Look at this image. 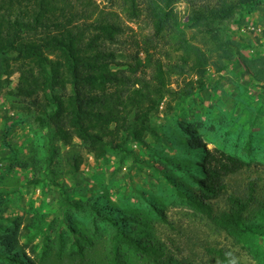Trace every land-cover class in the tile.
<instances>
[{"label": "trees", "instance_id": "1", "mask_svg": "<svg viewBox=\"0 0 264 264\" xmlns=\"http://www.w3.org/2000/svg\"><path fill=\"white\" fill-rule=\"evenodd\" d=\"M113 1L119 2L121 12L130 20L146 17L152 35L143 36L141 41L133 35L124 39L127 26L120 15L101 9L97 0H0V89L7 87L9 97L26 103L25 113L33 116L38 128L48 129L51 144H69L78 138L101 158L111 149L122 147L125 137L146 144L147 133L154 130L152 114L162 102L165 114H172L178 103L204 90L212 59L187 37L179 13L172 7L176 0ZM187 1L191 8L187 23L208 26L224 48L223 58L232 59L235 54L224 44L229 41L222 40L213 25L230 17L236 6L258 0ZM166 34L174 39L173 43L164 41ZM123 42L136 50L121 53L114 45ZM118 56H123V63L117 61ZM241 58L249 67L250 62L259 60L243 54ZM120 65L124 67H115ZM122 70L128 74H121ZM15 73L18 75L13 85L11 76ZM170 119L178 122L182 133L189 134L183 149L186 155L195 157L189 163H179V168L195 182L196 189L177 186L178 196L236 244L245 245L250 237L264 236V169L263 175L240 179L241 174L253 172L258 163L218 148L210 150L192 123L172 115ZM4 146L8 148V144ZM22 148H8L15 158H10L6 169L0 168V178L5 177L0 185L11 182L13 186L0 187V264H35L34 258L41 252V243L35 241L41 226L25 222L21 227L23 215L14 218L7 199L8 194H17L28 183H41L40 179H27L26 183L11 173L37 166L36 161L23 158ZM50 152L52 162L58 151L51 148ZM78 164L76 157L74 167ZM170 171L166 176L173 182ZM105 217L112 218L108 214ZM113 222L117 228L111 237L109 264H122L123 247L150 256L157 264H168L162 244H143L131 231ZM21 237L24 242L20 244ZM60 244L59 240L58 247ZM74 245L69 254L76 256L77 264H83L86 247L79 240ZM28 247L35 257L27 255L24 249ZM43 249L41 256L47 251ZM205 250L219 264H243L233 262L223 248L207 246ZM193 262L200 264V260L184 259V263Z\"/></svg>", "mask_w": 264, "mask_h": 264}, {"label": "rangeland", "instance_id": "2", "mask_svg": "<svg viewBox=\"0 0 264 264\" xmlns=\"http://www.w3.org/2000/svg\"><path fill=\"white\" fill-rule=\"evenodd\" d=\"M97 2L101 9L120 15V21L127 26L124 39L133 35L141 41L143 36L152 35L153 28L146 17L130 20L121 12L119 2ZM172 7L179 13L187 37L211 54L207 86L178 103L172 114H165L162 102L151 116L154 130L147 133L146 144L125 137L122 147L111 149L102 158L92 154L78 138L69 144L54 142L53 145L48 129L38 128L33 116L25 113L26 103L9 97L7 87L0 89V168L6 169L10 158H15L8 148L23 147V158L36 161L37 166L11 173L18 174L26 183L27 179L41 180L40 184L20 187L17 194L10 193L7 197L13 207L10 209L15 212L13 217L23 215L21 227L25 222L41 226L35 241L41 243V252L43 248L47 251L35 257L31 247L24 249L29 257H35V264H77L76 256L69 254L71 248H76V240L86 247L83 264H109L111 237L117 228L113 221L131 231L143 244H162L168 264H190L184 263L186 258L200 260V264H219L206 254L207 246L225 249L233 262L264 264V236L250 237L245 245L236 244L178 196L177 186L189 191L196 189L195 182L179 168V163H189L195 157L186 155L183 149L189 134L182 133L178 122L170 119L172 115L192 123L208 149L218 148L258 163L253 172L241 174L240 179L263 175L264 55L251 50L264 45V0L236 6L230 17L214 23L213 29L220 32L221 39L229 41L224 44L235 54L232 59L223 58L224 48L210 34L208 26L187 23L191 9L187 0H176ZM242 25L260 26L261 30L241 33ZM164 41L173 43L174 39L166 34ZM114 47L121 53L136 50L125 42ZM242 54L259 60L250 62L249 67L243 62ZM117 61L123 63V56H118ZM221 64L222 68L218 66ZM121 74L128 72L122 70ZM17 75L11 76L13 85ZM173 80L176 87L177 78ZM13 123L18 124L12 126ZM51 148L58 151L52 162ZM76 157L79 164L74 167ZM168 169L173 182L166 176ZM4 178H0V183ZM11 186V182L0 185L3 189ZM19 242L23 243L24 238ZM120 253L122 264H157L152 257L141 256L127 247L121 248Z\"/></svg>", "mask_w": 264, "mask_h": 264}, {"label": "built area", "instance_id": "3", "mask_svg": "<svg viewBox=\"0 0 264 264\" xmlns=\"http://www.w3.org/2000/svg\"><path fill=\"white\" fill-rule=\"evenodd\" d=\"M260 30H261L260 26H256V25H252V26L242 25V27H240L241 33H246V32L258 33ZM255 51L264 55V45L254 46L251 52H255Z\"/></svg>", "mask_w": 264, "mask_h": 264}]
</instances>
